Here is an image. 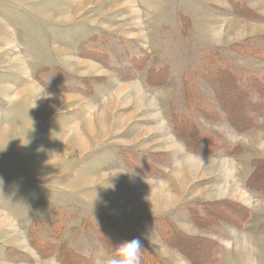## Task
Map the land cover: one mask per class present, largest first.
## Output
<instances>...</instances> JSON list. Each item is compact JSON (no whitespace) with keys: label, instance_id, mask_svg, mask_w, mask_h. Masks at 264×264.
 <instances>
[{"label":"rangeland","instance_id":"1","mask_svg":"<svg viewBox=\"0 0 264 264\" xmlns=\"http://www.w3.org/2000/svg\"><path fill=\"white\" fill-rule=\"evenodd\" d=\"M237 1L260 19L235 14L231 0H0V264H61L64 243L107 264L101 229L118 243L139 237L162 264H193L160 238L152 218L164 215L189 235L217 240L214 264H264V192L244 186L251 159L264 158V115L237 132L221 112L187 111L205 133L240 145L235 156L187 150L169 121L171 111L187 113L186 75L213 103L199 77L204 54L218 50L237 72L264 73V0ZM142 56L129 79L114 71ZM161 66L169 71L163 85L146 86L147 70ZM238 96L229 93V105ZM150 152L169 156L160 176L130 167L128 158L143 162ZM196 199H231L250 216L241 230H204L184 210ZM32 239L51 247L41 255Z\"/></svg>","mask_w":264,"mask_h":264},{"label":"trees","instance_id":"2","mask_svg":"<svg viewBox=\"0 0 264 264\" xmlns=\"http://www.w3.org/2000/svg\"><path fill=\"white\" fill-rule=\"evenodd\" d=\"M231 1L235 14L250 19H260L242 1ZM235 46L239 51H246L247 53L252 50L250 46L245 44H236ZM217 51L204 54V57L202 56L205 66L199 73L200 79L212 91L213 103L207 101L196 92L191 76L186 75L183 78L181 91L185 111L195 110L201 116L210 119L220 117L221 112L225 120L237 132H246L256 128L259 120L264 115V73L246 70H242L239 73L233 65L223 63ZM131 62L133 64L127 67H114V71L122 80L129 79L141 71L145 65L146 58L143 56L136 57ZM154 68L150 67L147 70L145 84L148 87L158 88L167 79L169 71L166 66ZM192 77L194 78V76ZM92 80V78L82 79L83 89L91 90L90 81ZM232 92L235 94L237 92L241 95L235 98L237 105L234 106L228 103L232 100L228 98V94ZM169 121L174 136L189 151L203 156H211L216 151H221L226 156H235L241 153L242 148L240 145L228 144L225 141L223 143L218 139V135L205 133L188 112L173 113L171 111ZM146 158V161L139 163L128 158V162L130 167L137 169L140 174L160 176L162 171L158 164H166L169 161V156L166 152H150L146 154ZM250 165L251 169L247 175L248 177L246 176L244 180V186L253 192H264V158H252ZM184 210L192 224L194 223L201 229L213 231H217V227L224 224L240 229L249 217V210L243 204L231 199H196L193 203L185 205ZM153 220L157 223V231L160 238L168 246L179 250L193 264H209L211 261L214 264L217 260L221 244L214 238L204 235H189L165 215L154 217ZM215 234L219 235L220 233L218 231ZM97 236L103 246V253L110 258H119L117 249L120 243L117 242L116 235L101 229ZM31 243L35 245L41 255H45L51 247L47 243H41L39 239H32ZM57 251V258L61 264H92L91 256L79 253L67 247L65 243L60 245ZM200 253L205 254V257L207 256L205 262L194 260L196 254ZM141 262L142 264H154L153 262L162 264L161 259L152 253L149 247L141 250Z\"/></svg>","mask_w":264,"mask_h":264},{"label":"clouds","instance_id":"3","mask_svg":"<svg viewBox=\"0 0 264 264\" xmlns=\"http://www.w3.org/2000/svg\"><path fill=\"white\" fill-rule=\"evenodd\" d=\"M36 105H34L35 107ZM143 248L139 237L123 241L119 244L117 252L119 258H111L107 264H142L141 250Z\"/></svg>","mask_w":264,"mask_h":264},{"label":"bare ground","instance_id":"4","mask_svg":"<svg viewBox=\"0 0 264 264\" xmlns=\"http://www.w3.org/2000/svg\"><path fill=\"white\" fill-rule=\"evenodd\" d=\"M264 34V33H263ZM90 40V39H89ZM83 42V41H82ZM87 47H89V46H87ZM204 57V56H203ZM208 57V56H207ZM127 61V60H126ZM87 64V63H86ZM133 64V63H132ZM136 64V63H135ZM138 66V65H137ZM94 67V66H93ZM131 69V68H130ZM155 69V68H154ZM151 73V72H150ZM99 81V80H98ZM54 88V87H53ZM49 89V88H48ZM71 89V88H70ZM117 90V89H116ZM58 96V95H57ZM147 97V96H146ZM239 99V98H238ZM165 100V99H164ZM230 103H232V102H230ZM111 104V103H110ZM109 109V108H108ZM237 110V109H236ZM112 115V114H111ZM244 116V115H243ZM241 118V117H240ZM87 119V118H86ZM204 119V118H203ZM92 120V119H91ZM186 126V125H185ZM183 128V127H182ZM185 129V128H184ZM189 129V128H188ZM185 131V130H184ZM192 132H193V130H191ZM246 131V130H245ZM99 132V131H98ZM101 132V131H100ZM188 133V132H187ZM186 133V134H187ZM95 134V133H94ZM189 134V133H188ZM77 135V134H76ZM190 135V134H189ZM191 136V135H190ZM187 137V136H186ZM78 139V138H77ZM80 139V138H79ZM79 139H78V141H79ZM88 139V138H87ZM192 139V138H191ZM190 139V140H191ZM195 139V138H194ZM82 140V139H81ZM84 140V139H83ZM194 141V140H193ZM82 142V141H81ZM84 142H85V140H84ZM83 144V143H82ZM85 144H86V142H85ZM248 177V176H247ZM163 193V192H162ZM219 206V205H218ZM217 206V207H218ZM224 206V205H223ZM233 209V208H232ZM234 212V211H233ZM232 212V213H233ZM154 219V218H153ZM86 222V221H85ZM194 224V223H193ZM196 226V225H195ZM114 236V235H113ZM117 238V237H116ZM183 240V239H182ZM196 241V240H195ZM193 245V244H192ZM193 251V250H192ZM68 259V258H67ZM72 260H73V258H72ZM195 260V259H194ZM79 262V261H78ZM77 263V262H76ZM79 264V263H78Z\"/></svg>","mask_w":264,"mask_h":264},{"label":"crops","instance_id":"5","mask_svg":"<svg viewBox=\"0 0 264 264\" xmlns=\"http://www.w3.org/2000/svg\"><path fill=\"white\" fill-rule=\"evenodd\" d=\"M241 204H243V203H241ZM244 205V204H243ZM246 208H247V206L246 205H244ZM248 209V208H247ZM249 216H250V211H249ZM247 222V220L244 222V224ZM230 226V225H229ZM233 227V226H232ZM235 228V227H234ZM235 229H237V230H241L242 228H240V229H238V228H235ZM263 245H264V243H263ZM263 249H264V246H263Z\"/></svg>","mask_w":264,"mask_h":264}]
</instances>
